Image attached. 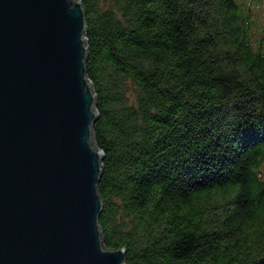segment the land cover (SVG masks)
<instances>
[{
    "label": "trees",
    "instance_id": "obj_1",
    "mask_svg": "<svg viewBox=\"0 0 264 264\" xmlns=\"http://www.w3.org/2000/svg\"><path fill=\"white\" fill-rule=\"evenodd\" d=\"M81 1L103 244L123 264H264V49L249 4Z\"/></svg>",
    "mask_w": 264,
    "mask_h": 264
},
{
    "label": "water",
    "instance_id": "obj_2",
    "mask_svg": "<svg viewBox=\"0 0 264 264\" xmlns=\"http://www.w3.org/2000/svg\"><path fill=\"white\" fill-rule=\"evenodd\" d=\"M81 0H0V264H123L98 219L103 152Z\"/></svg>",
    "mask_w": 264,
    "mask_h": 264
},
{
    "label": "rangeland",
    "instance_id": "obj_3",
    "mask_svg": "<svg viewBox=\"0 0 264 264\" xmlns=\"http://www.w3.org/2000/svg\"><path fill=\"white\" fill-rule=\"evenodd\" d=\"M246 2L250 6V17L259 23L258 29H256L253 33V41L257 42L260 41L262 47L264 49V10L262 8L261 3L263 0H257L258 2L255 4H251L254 0H240Z\"/></svg>",
    "mask_w": 264,
    "mask_h": 264
}]
</instances>
